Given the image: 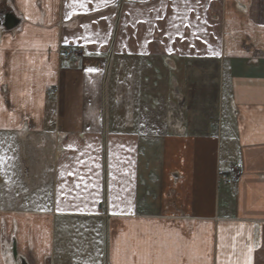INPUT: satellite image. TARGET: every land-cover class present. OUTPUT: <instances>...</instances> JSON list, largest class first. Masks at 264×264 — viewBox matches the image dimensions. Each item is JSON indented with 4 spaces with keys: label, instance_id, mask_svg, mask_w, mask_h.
I'll return each mask as SVG.
<instances>
[{
    "label": "crops",
    "instance_id": "obj_1",
    "mask_svg": "<svg viewBox=\"0 0 264 264\" xmlns=\"http://www.w3.org/2000/svg\"><path fill=\"white\" fill-rule=\"evenodd\" d=\"M0 155V264H264V0H0Z\"/></svg>",
    "mask_w": 264,
    "mask_h": 264
},
{
    "label": "built area",
    "instance_id": "obj_2",
    "mask_svg": "<svg viewBox=\"0 0 264 264\" xmlns=\"http://www.w3.org/2000/svg\"><path fill=\"white\" fill-rule=\"evenodd\" d=\"M59 56L61 63H64L66 65L71 61L78 59L81 56V50L75 46H61L59 49ZM54 92V88H49L46 92V97L51 98V96L55 94ZM239 175V171L232 170L227 174L220 175V179L226 184L234 185L237 182Z\"/></svg>",
    "mask_w": 264,
    "mask_h": 264
},
{
    "label": "water",
    "instance_id": "obj_3",
    "mask_svg": "<svg viewBox=\"0 0 264 264\" xmlns=\"http://www.w3.org/2000/svg\"><path fill=\"white\" fill-rule=\"evenodd\" d=\"M17 23V20L15 19L14 16H12L11 14H4L2 16V21H1V24L6 28V29H9V28H12L13 26H15V24ZM13 252H14V257H16V252H15V247L13 245ZM19 264H27V262L25 261V259L23 258H20L19 259Z\"/></svg>",
    "mask_w": 264,
    "mask_h": 264
},
{
    "label": "snow or ice",
    "instance_id": "obj_4",
    "mask_svg": "<svg viewBox=\"0 0 264 264\" xmlns=\"http://www.w3.org/2000/svg\"><path fill=\"white\" fill-rule=\"evenodd\" d=\"M82 7H83V5H82ZM158 18L163 19V17H158ZM88 71L89 72H93V71H96V70L95 69H88ZM5 159H6V157H4L3 155H0V165H2L4 163ZM69 175H75V173H69ZM79 180L83 182V181H85V177L84 176H80L79 177ZM76 187L79 188L80 187V184L77 183L76 184ZM85 187H87V184H85ZM250 251H251V249H249V252ZM245 264H249V261L246 260L245 261Z\"/></svg>",
    "mask_w": 264,
    "mask_h": 264
},
{
    "label": "rangeland",
    "instance_id": "obj_5",
    "mask_svg": "<svg viewBox=\"0 0 264 264\" xmlns=\"http://www.w3.org/2000/svg\"><path fill=\"white\" fill-rule=\"evenodd\" d=\"M61 62V61H60ZM63 65H65L64 63H62ZM54 93H56V91L54 92ZM54 95L55 94H53L52 96H51V98H48V99H52L53 97H54ZM16 183V182H15ZM12 185V184H11ZM12 187H15V186H12ZM3 189V185H1L0 184V200H3L4 202H6L5 200H4V195H3V191L4 190H2ZM22 195H24V194H21V196ZM24 200H17L16 202H23Z\"/></svg>",
    "mask_w": 264,
    "mask_h": 264
}]
</instances>
